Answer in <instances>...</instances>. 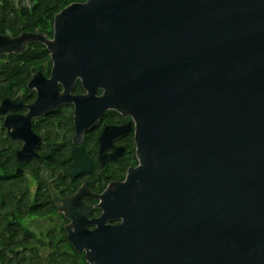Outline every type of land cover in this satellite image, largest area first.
Listing matches in <instances>:
<instances>
[{
  "label": "water",
  "instance_id": "obj_1",
  "mask_svg": "<svg viewBox=\"0 0 264 264\" xmlns=\"http://www.w3.org/2000/svg\"><path fill=\"white\" fill-rule=\"evenodd\" d=\"M34 39L0 34V53ZM43 42L53 67L28 84L39 97L26 128L76 77L88 90L74 98L78 140L109 107L136 122L139 165L97 196L98 218L86 219L83 190L51 192L75 249L91 264H264V0L73 2ZM74 155L73 169L77 155L92 165Z\"/></svg>",
  "mask_w": 264,
  "mask_h": 264
},
{
  "label": "flooded vegetation",
  "instance_id": "obj_2",
  "mask_svg": "<svg viewBox=\"0 0 264 264\" xmlns=\"http://www.w3.org/2000/svg\"><path fill=\"white\" fill-rule=\"evenodd\" d=\"M37 28L28 32L36 31V35H39L42 41L50 37L43 34L46 32L41 28ZM22 31L27 29L11 34L16 36ZM40 39L30 41L25 50L35 52L34 58L29 60L28 75L7 82L8 85L18 88V91L14 95L5 94L0 98V107L5 105L3 103L5 97L15 100L10 104V109L2 110L0 113V163L6 175L12 180L18 179V176L24 178L29 201H34L33 203L38 205L35 212H30L28 208L19 212L18 209L13 211L17 217L15 221L26 228L30 235L25 240L27 248H38L42 259L46 254L53 255L54 250L58 249L61 264L64 263V248L70 255H76L74 264H89L84 257L85 253L76 251L75 245L70 241L67 226L72 220L65 212L58 211L52 201L49 184L64 198L83 190L86 194L82 200L88 206L86 219L98 218L102 208L98 205L100 198L97 196L112 182H121L129 168L139 163L136 152V122L131 114H123L119 109L109 107L87 126L78 140L75 137L77 104L74 98L86 95L88 90L82 80L76 77L66 94L65 84L60 81L56 83L57 90L51 98L59 96L60 99L50 109L30 116L26 128L19 119L30 112L39 97L38 89L35 86L29 87V80L36 73H42L46 77L50 73L49 52ZM44 50L46 55L38 53ZM103 91L102 87H98L95 96L101 95ZM18 93L21 94L16 99ZM9 114L16 115L15 121L18 120L17 123H12L11 127L5 125ZM80 147L93 165L82 161L81 155H77V158L81 159V164L75 166L77 169H73L74 152ZM19 151L21 153L18 157ZM31 219H43L48 225L34 230L28 226ZM119 222L121 218L113 217L108 218L106 223ZM95 227V223H86L87 229ZM73 230V227H70V231ZM29 257L31 259L30 253ZM66 263L70 264L69 261Z\"/></svg>",
  "mask_w": 264,
  "mask_h": 264
},
{
  "label": "trees",
  "instance_id": "obj_3",
  "mask_svg": "<svg viewBox=\"0 0 264 264\" xmlns=\"http://www.w3.org/2000/svg\"><path fill=\"white\" fill-rule=\"evenodd\" d=\"M0 0V32L10 30L16 33L22 29L35 30L37 27L50 33L52 17L56 11L69 2L76 0ZM46 55V51H39ZM35 52L27 50L22 54L10 53L0 55V98L5 94L14 95L18 88L7 84L28 75L29 60L34 58ZM22 60L23 63L18 64ZM1 148V147H0ZM38 200V199H37ZM29 201L26 183L23 177L11 179L7 175L0 177V264H61L57 250L53 255L46 254L42 259L38 248H27V229L16 222L14 210L27 209L35 212L38 205ZM13 217V219H12ZM19 245L21 247H19ZM31 254V259L29 257ZM64 263H75L76 255H70L63 248Z\"/></svg>",
  "mask_w": 264,
  "mask_h": 264
},
{
  "label": "rangeland",
  "instance_id": "obj_4",
  "mask_svg": "<svg viewBox=\"0 0 264 264\" xmlns=\"http://www.w3.org/2000/svg\"><path fill=\"white\" fill-rule=\"evenodd\" d=\"M33 181V179L31 178ZM31 222H28V226L31 227L34 230H38L40 227H46L48 223L44 221L43 219H31ZM31 223V224H30Z\"/></svg>",
  "mask_w": 264,
  "mask_h": 264
}]
</instances>
